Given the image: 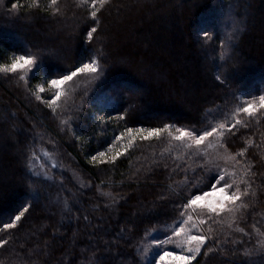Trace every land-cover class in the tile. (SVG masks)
Wrapping results in <instances>:
<instances>
[{
    "label": "trees",
    "instance_id": "1",
    "mask_svg": "<svg viewBox=\"0 0 264 264\" xmlns=\"http://www.w3.org/2000/svg\"><path fill=\"white\" fill-rule=\"evenodd\" d=\"M174 1L172 7L163 9L160 23L158 18L147 22V15L170 0H128L127 4L123 0H110L98 12V25L92 22L91 4L86 11L83 6H77L78 0H61L64 15L56 17L51 15V9L38 11L33 0H4L0 6V65L10 63L14 55L39 53V63L30 72L18 69L16 73H0V109L8 120L15 118L23 128L18 131V142L10 134H4L0 123V139L5 141L1 144L15 149V155L8 154L3 147L0 149L3 153L0 174L11 172L9 178L0 180V190L6 191L0 196V221H7L22 206L33 204L22 226L13 230L14 242L0 249L3 264H95V257L100 255L106 257L105 264H135L133 257L140 259L136 247L142 252L152 237L164 240L172 235V230L187 218L181 213L190 214L194 221L204 218V210L194 212L181 205L193 191L198 195L210 191V185L217 181L215 172L206 174L199 189L189 188L181 197L170 196L169 200L160 201L161 192L169 185L180 191L176 182L183 180L184 174L180 172L169 179L176 164L188 167L193 160L202 161L195 156L189 159L187 150L179 142H169L167 134L161 139L137 138L125 150L126 137L117 138L128 128L147 129L170 123L203 130L234 119L250 121V127H238L233 134H226V147L233 154L247 147L246 158L254 167H260L257 160L264 158V148L248 146L246 141L251 139L254 144L260 141L264 110L252 119L237 114L236 109L247 103L258 106L259 97L264 95V0ZM12 3L18 7L9 14ZM36 3L42 7L48 0H36ZM90 27L98 28L91 42L87 39ZM201 28L210 32L207 41L197 37ZM141 29H146L148 48L154 54L145 55L131 47L130 42L123 43L127 38L122 37L129 40ZM261 34L263 45L258 48ZM222 43L227 65L219 55ZM94 54L101 60L104 71L96 77L80 75L61 86L63 95L55 111L47 107L44 101L53 99L57 91L47 82L61 78L81 62H89ZM233 64L237 67L233 68ZM216 75H221L224 82L216 81ZM21 76L25 79L21 80ZM138 86L146 92L134 97L129 91ZM38 87L45 90L40 93V101L35 99ZM129 102L136 108L120 119ZM62 120L68 123L62 124ZM39 133L44 134L43 140ZM49 139L55 142L54 150ZM29 142L32 146L26 147ZM30 149L51 175L63 180L64 187L47 181L42 195L25 190L22 177L31 173L24 166V159ZM117 151L124 154L114 163L91 162L100 152H105L107 159ZM45 152L52 153L51 164L45 161ZM153 161L167 162L169 168L157 167ZM53 164L59 166L53 168ZM148 167L153 169L152 173L145 172ZM137 169L141 170L139 180L135 178ZM192 174L188 172L189 176ZM197 174H201L199 170ZM145 175L149 178L145 179ZM39 179L44 177L41 175ZM81 183L91 187L81 188ZM254 187L257 189L254 208H249L242 217L225 212L217 217V224L209 222L194 230L207 233L208 247H215L211 243L213 233L207 232L209 227L221 239L227 236L230 240L243 241L244 247H258L257 241L264 237L257 236L251 226L256 224L264 232L261 179H256ZM65 188L74 193L68 201L73 208L71 216L64 209V199L69 195ZM109 191L127 197L116 212L103 208L107 201L101 193ZM153 204L157 208L150 217L143 221L135 219L137 208ZM94 205H100V210L94 211ZM77 208L79 212L75 211ZM83 215H88L89 221L76 219ZM129 220L137 224L139 235L133 237L127 232L118 235L119 228ZM153 227L157 230L145 236V230ZM238 228L244 231H237ZM46 241L48 249L38 257L33 249L39 251L37 245ZM105 242L113 245L111 254L101 253ZM236 246L227 244L221 248ZM163 251L176 252V247L164 244L151 249L149 255L158 259L157 254ZM198 261L199 264H262L259 254L241 260L222 251L201 255Z\"/></svg>",
    "mask_w": 264,
    "mask_h": 264
},
{
    "label": "snow or ice",
    "instance_id": "2",
    "mask_svg": "<svg viewBox=\"0 0 264 264\" xmlns=\"http://www.w3.org/2000/svg\"><path fill=\"white\" fill-rule=\"evenodd\" d=\"M110 0H78L77 6H83L87 11V5L91 4L90 15L92 17L93 24H99L98 12L108 4ZM4 0H0V6H2ZM33 4L36 6L38 11L49 12L51 9V15L53 17L64 15V11L61 8V0H48L47 4H44L42 7L40 4L36 3V0H33ZM33 5H28L31 8ZM18 5L16 3L11 4V8L8 10L9 14L14 12L17 9ZM98 32L97 27H90L87 31V39L91 42L94 39V34ZM198 39L202 41H207L210 38V32L201 28L200 32L197 33ZM229 40L233 39V36L228 37ZM225 45L221 44V51L219 53L220 59L225 61L227 65L228 60L226 59V52L223 51ZM55 55L54 53H51ZM102 57L103 53H99ZM230 59V57H228ZM39 63V53H29L25 55H14L10 63L0 65V73H16L17 70H23L24 72H30L37 64ZM233 68H236L237 65L233 64ZM104 71L101 66V60L96 58V54L89 57V62H81L79 66L74 67L73 70H70L66 75H62L59 79H51L47 83L56 88L55 97L44 101V103L55 111V106L57 101L61 99L63 92L61 86L68 84V82L73 81L74 78L87 74L93 77L98 76ZM21 80H24L25 77L21 76ZM215 80L223 83L224 81L221 78V75H216ZM45 90L43 87H38V93L35 95L37 101L41 100L40 93H43ZM136 108V105L129 102L128 108L124 116L119 117L120 119H125L126 116L131 113V111ZM82 109V105L77 108V112ZM264 110V95L259 97L258 106L254 103H247L244 106L236 109L237 114H246L248 117L255 119L258 111ZM103 119V118H101ZM62 124H67V120H62ZM35 127V126H33ZM238 127L248 128L250 127V121H242L241 119H234V122H222L215 126H210L203 130L197 129L195 127H175L173 124L165 123L162 127H152V128H140L132 129L128 128L126 133H123L121 137L117 139H124L126 137L127 143L124 145L125 150L133 144V142L139 138L140 140H149L152 138L161 139L164 134L170 138V141L179 142L187 152V156L191 159L195 156L202 163H197L195 160L192 163L188 164V167H183L180 164H176L172 169V172L169 173V179H172V176L182 172L184 174V179L176 182L180 191L169 188L165 191H162L159 200L167 201L170 199V196L181 197L189 188L199 189L201 183L207 178L206 174L215 172L217 182L211 184V191H205L202 194L198 195L195 191L191 192L190 196L186 197V203H182V207L188 210L201 208L204 210V218L194 221L192 216L188 213H181V216H187L186 219H183L180 224L172 230V235L167 236L166 239L160 240L155 237H152L151 243L145 245L143 251L136 247V255L140 259L133 257L135 264H141V261H144V264H157L156 257H151L149 252L153 248H159L164 244H172L176 248H180L182 251L180 254H177L173 251H163L158 255L159 264H163L165 260H170L172 264H199L198 257L201 255L208 256L209 253L223 252L224 255L230 257H239L241 260H247L248 258L259 254L261 257V262L264 264V239L257 241V246H252L251 248L244 247L243 241H234L230 240L227 236L221 239L220 235L216 234L211 227L207 229V232L213 233V240L211 243L215 247H208V235L207 233H200L199 228L203 227L206 223L217 224V217L222 213H228L234 217H242L249 208H254V202L256 198V188L254 187L256 179H261V186L264 187V158L257 160V163L260 165L259 168L254 167V165L246 158V152L248 151L247 147L242 148L240 151H237L233 154L229 150V147H226L227 136L233 134L234 130ZM40 139H44V134L39 133ZM261 139L258 143H255L249 139L246 141L248 146H254L256 148H264V132L260 133ZM211 138V139H210ZM53 145V150L55 149V142L49 139L48 141ZM212 149L213 151H209ZM45 155L52 159V153L45 152ZM123 152L117 151L112 154L110 157L106 158L105 152H100L96 156L91 158V162L104 163H114L117 158L123 155ZM162 155V154H161ZM35 152L30 149L29 154L25 156L24 166L31 173L30 176L22 177L23 186L27 192L30 194H35L37 196L43 194V188L47 181L53 183H59L61 187H64V182L62 179L57 180V177L50 174V170L47 169L46 165H41L42 169H45L42 173L36 172L33 170V163L35 160ZM255 158V157H253ZM157 167H162L164 169L169 168L167 162L153 161ZM195 164V167L192 165ZM59 165L53 164L52 167L56 168ZM229 169H233L229 171ZM197 170L201 174H197ZM140 169H137V174L135 178L139 180ZM191 171L193 174L188 175V172ZM146 173H152L153 169L148 167L145 169ZM44 177V180H40V176ZM75 176V173L73 174ZM37 177V179H33ZM238 177V178H237ZM145 179H148L149 176L145 175ZM101 183H104L101 181ZM91 187L90 184L85 185L84 183L80 184L81 188ZM65 191L69 192V195L64 199V209L71 216L73 214V208L69 206V199L74 196V193H71L70 190L65 188ZM59 195V194H58ZM106 198V203L103 205L105 211L116 212L119 209L120 202L126 201L127 197L121 195L119 192L113 194V192H103L101 193ZM33 207V204L29 203L26 206H22L21 209H18L16 213L8 218L7 221H0V249H6V247L14 242L13 230H18L22 226V220L25 218V214L30 211ZM157 205L153 204L151 207L141 206L137 208L134 213L135 219L143 221L145 217H150L154 211H156ZM100 210V205H94V211ZM76 212L80 210L75 209ZM83 219V221H89L88 215H83L82 217L76 216L77 220ZM231 227V225H229ZM137 224L133 223L131 220L127 221L123 226L119 228L118 235H123L124 233H130L133 237L138 236L139 232L137 231ZM252 229L255 230L256 235L259 237H264V232H261L260 228L253 224ZM157 229L155 227L145 230V236H151L152 232H155ZM237 231L243 232V228H238ZM245 235H250V233H245ZM7 237V238H6ZM233 244L237 245L231 249L221 248V245ZM118 247V244L116 245ZM36 249H33V252L39 257L45 254V251L48 249V242H44L43 245H37ZM113 245L110 242H105L103 249H100L101 253L107 252L111 254ZM206 249V250H205ZM13 251H15L13 249ZM106 257L104 255L95 257V264H105ZM0 264H3L0 261ZM35 264V262H32Z\"/></svg>",
    "mask_w": 264,
    "mask_h": 264
},
{
    "label": "rangeland",
    "instance_id": "3",
    "mask_svg": "<svg viewBox=\"0 0 264 264\" xmlns=\"http://www.w3.org/2000/svg\"><path fill=\"white\" fill-rule=\"evenodd\" d=\"M127 1L128 0H123V3L127 4ZM162 1L163 0H160V2H162ZM174 4H175V1L174 0H170V2L167 3V5L163 4L161 7L155 9V11H153V13L151 15L150 14L147 15V19H146L147 22L148 21H155L158 18L159 21H160V23H161L162 22L161 20H163V16H164V10L163 9H165L166 7H172ZM115 14H116V11L113 12V15H115ZM122 38H124V39L127 38V40L125 39L123 43H125L126 41L130 42L129 45L130 46H131V44L133 45L131 47L137 48L138 51H140L143 54L145 53V55H147V54H154L155 53L153 50H151L150 48H148L149 45L147 43L148 40H147V32H146V29L139 30L138 33L135 35V37L130 36V39L129 40H128V37L127 36H124ZM260 38L261 39H260V41L258 43V48H261V46L263 45L262 42H261V41H263L262 34H261V37ZM205 86L207 88V85H205ZM129 92L132 93V94H134L133 96L136 97V96H138L141 93H145L146 90L143 87H139L138 86L136 88H132L131 91H129ZM173 97H174V95H173ZM1 102L2 101H0V103ZM14 109H16L17 111H19V109L17 107H14ZM141 110L145 111V108L142 107ZM10 119L11 120H8L7 117H6L5 111H3V110L0 109V123L2 122L1 123L2 126H3L2 128L4 129V132H6L4 134L6 136H9V134H10L12 139L15 138V140H18V142H19L20 135L18 134V131L19 130H23V128L21 127V125L19 124V122L15 118H10ZM5 130H7V131H5ZM1 132H3V131H1ZM1 141L4 142V144H5V141L2 140V139H0V149L4 145V144H1L2 143ZM31 146H32L31 142L27 143V145H26V147H31ZM3 148L5 149V152H7L8 154H10V155H13L14 154L15 155V149L13 147L12 148H7V147L4 146ZM208 150L209 151H213L212 149H208ZM0 154H3V153L0 152ZM44 158H45V161L46 162H48V163L51 164V160L46 155L44 156ZM33 170L36 171V172H43L44 171V169L41 168L40 160L37 157L35 158L34 163H33ZM232 170L233 169H229V171H232ZM10 173H11L10 171H7V172H4V175L3 174H0V180L5 179V178H9V174ZM193 211L194 212H197V211H201L202 212L203 209L196 208V209H193ZM175 253L180 254L181 253V249L180 248H176V252ZM157 264H159L158 259H157ZM163 264H172V262L170 260H165L163 262Z\"/></svg>",
    "mask_w": 264,
    "mask_h": 264
},
{
    "label": "bare ground",
    "instance_id": "4",
    "mask_svg": "<svg viewBox=\"0 0 264 264\" xmlns=\"http://www.w3.org/2000/svg\"><path fill=\"white\" fill-rule=\"evenodd\" d=\"M4 189H5V188H2V189L0 190V196H2L3 194H5L6 191H4Z\"/></svg>",
    "mask_w": 264,
    "mask_h": 264
}]
</instances>
